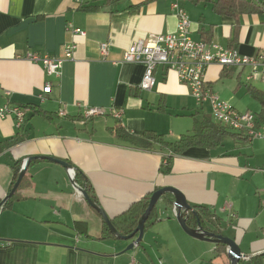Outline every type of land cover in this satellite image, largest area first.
I'll list each match as a JSON object with an SVG mask.
<instances>
[{"label":"crops","instance_id":"crops-1","mask_svg":"<svg viewBox=\"0 0 264 264\" xmlns=\"http://www.w3.org/2000/svg\"><path fill=\"white\" fill-rule=\"evenodd\" d=\"M173 1L185 10L192 39L264 56V0H249L262 13L237 16L216 11L217 0H0V106L27 107L20 130L24 139L0 153V198L10 189L13 160L23 163L29 156L48 155L80 169L97 204L124 235L131 220L120 223L117 218L153 191L171 186L191 207L214 212L221 234L234 239L242 253H264L262 140L230 130L238 136H226L215 148L189 147L173 155L169 172L162 173L164 151L136 147L121 136L123 130L135 136L152 130L175 140L191 131L194 118L213 120L210 112L197 118V108L183 132L173 115H184L193 97L175 71L159 65L154 86L144 90L140 82L145 65L123 59L133 42L148 41L150 33L175 31ZM236 27V44L229 47ZM67 43H74L75 49L57 74L26 58L34 53L62 58ZM250 74L247 66L211 64L206 85L237 110L257 113L262 103L251 93L264 94V80L261 74L248 78ZM224 81L232 94L217 90ZM46 85L50 92H43ZM237 91L256 104L236 102ZM87 107L104 113L86 117ZM18 126L12 114L1 118L0 142L13 137ZM24 175L13 201L0 209V264H208L211 256L216 264L230 262L226 245L217 254L216 243L186 234L173 206L158 203L140 241L127 249L137 234L127 240L101 237V216L60 164L37 159Z\"/></svg>","mask_w":264,"mask_h":264},{"label":"built area","instance_id":"built-area-1","mask_svg":"<svg viewBox=\"0 0 264 264\" xmlns=\"http://www.w3.org/2000/svg\"><path fill=\"white\" fill-rule=\"evenodd\" d=\"M171 7L178 19L175 31L165 34L150 33L148 41L140 39L133 42L124 54L125 62H141L145 65L140 88L152 89L155 84L154 70L159 65L166 70H173L178 81L188 88L198 104H209L210 114L214 121L229 130L243 132L251 139L256 138L264 142V124L257 127L255 113L249 110L239 111L220 100L207 87L205 79L207 67L216 64L226 68L247 66L251 68L248 78L254 74H261L264 80V56H246L233 48L217 47L192 39L189 34L190 22L185 10L178 1H173ZM74 32L83 34V31L78 28H75ZM74 49V43H67L64 46L62 58L41 57L35 53L28 54L26 58L41 62L47 73L57 74L62 62L72 57ZM106 49V44L103 43L100 49L103 55L106 54ZM43 92H50V86L43 87ZM103 113L104 110L98 107H87L85 110L86 117ZM10 114L15 116L19 125L24 120L25 109L17 105L0 106V119ZM114 114L119 117L121 113L117 110ZM229 215L233 216V213L230 212Z\"/></svg>","mask_w":264,"mask_h":264},{"label":"trees","instance_id":"trees-1","mask_svg":"<svg viewBox=\"0 0 264 264\" xmlns=\"http://www.w3.org/2000/svg\"><path fill=\"white\" fill-rule=\"evenodd\" d=\"M214 8L218 12L234 15V16H237L238 14L244 12L262 13L261 7H259L258 5H256L255 3L249 0H217L214 4ZM236 33H237V27L234 30V37L230 41L229 47L235 46ZM224 74H225V70L222 69L221 76H224ZM251 94L256 99H259L262 103V108L260 109V111L255 113L256 115L255 123L258 127L264 124V94L262 93L261 94L251 93ZM259 95L263 98L260 99ZM22 107L27 108L26 106H22ZM29 108L32 109V107ZM23 122L24 120L19 124L18 132L13 137L6 140L5 142H0V153L4 149L10 147L13 144L19 143L24 139L23 135L20 133V130L23 128ZM121 136L126 137L136 147H140L148 150L157 147L160 151L162 152L164 151L165 153L163 156V162L160 165V171L162 173H168L170 170V165L173 155L181 154L187 148L193 146L215 148L222 144L226 136L235 137L238 135L227 129V127L220 124L219 122L213 121L211 118L206 116L202 120H197L194 118L191 131L188 133L180 134L179 137L175 140H167L165 139L163 134L157 133L152 130H145L143 134L139 136L130 135L123 130ZM21 165H22V159L13 160L12 164H10V167L12 168L13 172H12V181L9 191L11 190L14 182L17 179ZM24 178L25 175L21 179L17 189L20 187ZM74 182L77 186L83 187L90 196V198L97 203L96 197L92 192L90 183L78 168H75L74 170ZM17 189L15 190L14 194L1 205L0 209L10 205V203L13 201V198L15 197L14 195ZM150 194L144 197L142 201L138 203L137 206L134 207L132 206L130 209H128L125 212V214L120 215L117 218L118 222L120 223H122L123 221L125 222L127 219L131 220V224L128 225L123 230L125 234L131 233L133 231V228L136 227L139 218L141 217L142 213L147 207ZM161 199L168 206H173L174 199L171 194H164L162 195ZM155 208L156 207L154 206V208L150 212L145 222H147L151 218V215L154 212ZM183 216H187L186 223L188 224V226L192 228H195L197 226V220H199L203 229L210 230L214 233H221V229L216 224L219 219L215 216L214 212L209 211L203 206H192L190 211L183 213ZM206 221L210 223H206ZM111 222L114 225V227L118 230V232L121 233V231H119L117 227V223L115 222V220L111 219ZM101 223H102L101 237L103 236L115 237L114 235L111 234V232L109 231L107 225L104 223L103 220H101ZM225 249L226 246L223 243H216V246L214 248L217 254L220 253L221 251H224ZM238 264H264V253L253 255L247 259H240L238 261Z\"/></svg>","mask_w":264,"mask_h":264},{"label":"water","instance_id":"water-1","mask_svg":"<svg viewBox=\"0 0 264 264\" xmlns=\"http://www.w3.org/2000/svg\"><path fill=\"white\" fill-rule=\"evenodd\" d=\"M37 159H47L50 161H53L55 163L60 164L67 172L70 178V181L72 183V185L74 186V188L81 193V195L83 196V198L85 199V201L87 202V204L92 207L102 218V220L104 221V223L107 225L109 231L111 232L112 235H114L115 237L118 238H122V239H130L133 238V236L135 234H137L136 239H134L128 246L127 249L132 248L135 244H137L140 239L142 238V234H143V228H144V223L147 220L150 212L152 211V209L154 208V206L156 207L158 203L163 202V204L165 206H168L162 199V195L164 194H171L174 201H173V208H174V213H175V218L178 222V224L180 225V227L182 228V230L195 238L201 239V240H206V241H210L213 243H223L224 245H226L228 247L227 249V256L230 260L229 264H238V261L240 259H247L249 257H251L252 255H254V253L251 254H244L241 252L238 244L234 241V239L226 237L224 235H222L221 233H214L210 230H206L203 229L199 220H197V226L195 228H192L190 226H188V224L186 223V218L187 216H183L184 212H188L191 210V206L188 204V202L186 201V198L184 196V194L171 186H166V187H161L155 191H153L150 196H149V200H148V204L146 209L144 210V212L142 213L141 217L139 218L137 225L134 229V231L132 233L129 234H121L120 232H118V230L114 227V225L112 224L110 218L106 215V213L104 212V210L96 203L94 202L90 196L88 195V193L86 192V190L83 187L77 186L74 182V170L73 167L70 163L66 162L63 159H59V158H55L52 156H48V155H36V156H29L26 157L21 165L20 171L18 173L17 179L14 182L11 190L9 191V193H7L0 201V207L1 205L7 200L9 199L15 192V190L17 189L24 173H25V169L28 166V164L32 161V160H37ZM260 252H264L260 251ZM258 253V252H257ZM256 254V253H255Z\"/></svg>","mask_w":264,"mask_h":264},{"label":"rangeland","instance_id":"rangeland-1","mask_svg":"<svg viewBox=\"0 0 264 264\" xmlns=\"http://www.w3.org/2000/svg\"><path fill=\"white\" fill-rule=\"evenodd\" d=\"M226 83H227L226 81H224V82H218V84H217V90L218 91L221 90V91H223V92H225L227 94L228 93L232 94V90L228 87V85ZM189 93H190V91H189ZM214 94L217 95L220 100H222V101H224V102L232 105L225 97H222V96H220L217 93H214ZM236 96H237L236 102H238L239 104H244V103H246V101H249V103H251V106H253V105L256 104V102L252 98H250L249 96H246L245 94H243V92H240V94H239V92L237 91L236 92ZM196 103L197 102H195V100H193V98L190 97L189 107L187 109H184V111H183L184 112L183 113L184 115L177 116V117L175 115H173V117L177 119L178 126L183 130V132H185L186 128H189L190 127V123H192V118H191V116H189V114L191 112H195L197 110V108H198V110L200 111V113L196 115L197 118H200L203 112H205V113L206 112H210V106H209L208 103H205L204 106H203V108H199L201 106H199ZM19 107L23 108L22 106H19ZM23 109H25V108H23ZM90 229L93 230L94 229V225H92L90 227ZM210 259H211V262H210ZM210 259L207 260V263L208 264L209 263L210 264H216L218 262V260H214V258H212V256H211Z\"/></svg>","mask_w":264,"mask_h":264}]
</instances>
